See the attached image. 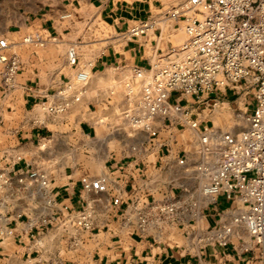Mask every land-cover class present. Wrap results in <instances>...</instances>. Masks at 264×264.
<instances>
[{"label":"crops","instance_id":"1","mask_svg":"<svg viewBox=\"0 0 264 264\" xmlns=\"http://www.w3.org/2000/svg\"><path fill=\"white\" fill-rule=\"evenodd\" d=\"M181 1L77 0L84 19L67 24L65 14L70 8L61 0L32 23L25 18L26 25L16 30L0 25V39L11 43L6 53L20 59L12 86L3 83L0 63V155L7 150L16 156L11 171L29 167L44 171L54 200L50 206L36 200L31 210L35 217L27 216L29 212L10 213V221L0 229V264H264L262 250L243 227L235 230L236 236L227 244L202 241L233 200L225 193L213 201L204 196L201 187L208 176L197 169L203 160L201 136L206 131L214 129L210 141L217 149L246 128L244 113L255 111V95L244 110L238 107L244 121L239 133L228 132V108L246 89L245 94H255V86L223 80L200 100L172 91L169 101L180 110L174 109L171 118L157 115L151 131L134 130L123 143L106 147L113 141L108 124L119 118L117 107L106 104L110 85L128 79L136 66L149 73L151 65L171 57L172 49L185 39L178 44L170 40L171 31L183 30V21L167 20L151 33L137 36L129 35L128 29L148 19H161L160 13ZM88 21L109 26V38L86 41L92 39L93 30H87ZM30 28L45 42L25 44L22 37ZM72 49L77 51L74 62ZM80 71L91 78L84 96L67 113L37 110L54 101L67 82L77 83ZM221 119L222 125H216ZM193 121L196 127L191 126ZM44 140L46 147L39 146ZM95 143L101 149L99 159H95ZM101 175L107 177L106 190L84 189L85 182ZM176 196L198 202L201 213L194 217L186 211L173 225L147 234L135 231L123 218L136 198ZM84 208L92 214V228L62 225L60 217L66 212ZM246 245L253 250H245Z\"/></svg>","mask_w":264,"mask_h":264},{"label":"built area","instance_id":"2","mask_svg":"<svg viewBox=\"0 0 264 264\" xmlns=\"http://www.w3.org/2000/svg\"><path fill=\"white\" fill-rule=\"evenodd\" d=\"M160 14L161 19L130 27L128 34L143 35L170 20L184 22L186 37L172 49L171 57L151 65L149 73L134 67L132 76L124 80L121 114L134 130L151 131L157 115L171 118L174 109L180 110L169 101L172 91L200 100L223 80L255 86L257 105L253 113H244L246 128L233 142L217 149L210 141L214 129L206 131L201 136L203 160L197 169L208 176L201 187L204 196L213 201L225 193L233 200V206L223 210L218 222L205 231L202 241L227 244L236 236L235 230L243 227L264 255V0H184ZM10 45L6 38L0 39L1 75L6 86L14 84L20 68L19 57L6 53ZM90 78L88 72H78L77 83L67 82L66 88L57 91L56 99L47 103V113H67L84 96ZM191 126L196 127L197 122ZM15 160L7 150L0 155V229L10 221V213L29 212L26 215L31 216L36 200L42 199L47 206L54 202L48 175L37 167L11 171L9 166ZM106 184V175H101L85 182L84 189L103 191ZM186 211L198 216L199 203L179 196L136 198L123 218L135 231L147 234L173 225ZM60 218L66 229L87 230L93 226L92 214L86 208L66 212ZM244 249L253 250V246Z\"/></svg>","mask_w":264,"mask_h":264},{"label":"rangeland","instance_id":"3","mask_svg":"<svg viewBox=\"0 0 264 264\" xmlns=\"http://www.w3.org/2000/svg\"><path fill=\"white\" fill-rule=\"evenodd\" d=\"M61 1V0H0V25L6 23L7 25H10L12 29L16 30L20 27V25L24 24L26 25V22L23 21L26 18L27 24H30L34 21V18L40 15L41 13L48 10L55 2ZM66 2V5H68V8H70L68 11H66V23L69 22H78L79 20H83V16L81 14L82 9H79L77 5V0H62ZM86 28L87 30L92 29V39L90 37L85 38L86 41L88 40H94V39H105L109 38L110 36V28L109 26H106L105 24L93 22L91 21L86 22ZM183 30L178 29L177 31H171L170 40L174 44L180 43V41L183 40L184 37H186V32L184 29L183 24ZM153 29H151L149 32L151 33ZM37 32L36 30H33L32 28L29 29V32L22 37V41L27 45H37L38 41L36 38ZM32 36L34 38V41H28L26 38ZM45 42V39H43ZM76 44H82L77 42ZM40 45V44H38ZM77 48V47H76ZM77 53V51L75 50ZM19 54V52L17 51ZM132 75L129 76V78ZM115 83V85H114ZM110 86V96L107 98V105H113L117 107V111L119 113V118L115 119L114 122L108 124L107 132L111 133V138L113 139L110 144H108L106 147L113 148L116 141H125V137L131 136L134 129L131 127L129 122L123 118V115L121 114V110L124 106V92H125V82L124 81H116ZM252 88V87H250ZM249 88V90H250ZM247 90V89H246ZM245 90V91H246ZM242 93L240 96L241 98L238 99L235 102H232L230 104V107L228 108V111H230V122H229V131L231 134L236 132L239 133L242 130V125L244 124V121L241 116H239L238 113V107L240 109H245V105H249V103L253 102L254 100V92H249L248 94ZM46 105L47 104H41L38 106L37 110L41 111V113L47 114L46 111ZM9 110L11 107L8 108ZM237 109V110H236ZM43 115V114H42ZM222 122H224V119L218 120L216 125H220ZM239 124H241L239 126ZM222 125V124H221ZM227 131V130H225ZM233 138V137H232ZM121 141V143H123ZM47 141L44 140L41 142L39 146L46 147ZM94 145V144H92ZM96 150L94 151L95 159L101 158V149L98 145L95 143ZM62 145H60V148ZM63 148V147H62ZM104 148V147H103ZM37 150V146H36ZM28 159H30V156H28ZM94 163V162H93ZM226 202L222 203V206H224Z\"/></svg>","mask_w":264,"mask_h":264},{"label":"bare ground","instance_id":"4","mask_svg":"<svg viewBox=\"0 0 264 264\" xmlns=\"http://www.w3.org/2000/svg\"><path fill=\"white\" fill-rule=\"evenodd\" d=\"M26 40H32V38L31 37H28V38H26ZM75 55H76V52L72 49L71 51H70V57H71V59L73 58V57H75Z\"/></svg>","mask_w":264,"mask_h":264}]
</instances>
